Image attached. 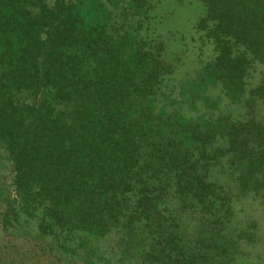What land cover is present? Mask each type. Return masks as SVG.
I'll list each match as a JSON object with an SVG mask.
<instances>
[{"label": "trees", "instance_id": "obj_1", "mask_svg": "<svg viewBox=\"0 0 264 264\" xmlns=\"http://www.w3.org/2000/svg\"><path fill=\"white\" fill-rule=\"evenodd\" d=\"M191 1L215 56L172 96L150 0H0V231L82 264L246 259L255 224L234 207L264 208V72L246 89L264 0Z\"/></svg>", "mask_w": 264, "mask_h": 264}, {"label": "rangeland", "instance_id": "obj_2", "mask_svg": "<svg viewBox=\"0 0 264 264\" xmlns=\"http://www.w3.org/2000/svg\"><path fill=\"white\" fill-rule=\"evenodd\" d=\"M150 33L166 43V54L173 62L174 73L162 84V91L175 95L180 80L191 78L202 63L214 58L215 52L202 34L194 31L197 21L205 15L202 5L191 0H150ZM264 66L255 64L249 70L246 89H254L260 82ZM213 96H221L220 88L210 91ZM220 110L230 113L233 118H242L245 111L230 102L222 100ZM264 118V107L257 112ZM234 223L239 229L255 224V242L245 243L242 249L247 252L246 259L237 264H264V208L256 198L238 202L234 207ZM26 231L15 233L0 231V264H82L75 254L63 255L59 249L44 240H35ZM110 242L103 243L109 248Z\"/></svg>", "mask_w": 264, "mask_h": 264}]
</instances>
